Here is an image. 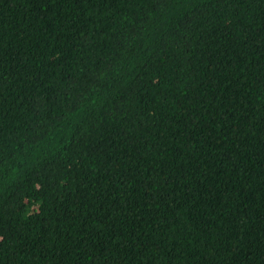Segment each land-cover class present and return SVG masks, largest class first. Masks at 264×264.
<instances>
[{"label": "trees", "instance_id": "obj_1", "mask_svg": "<svg viewBox=\"0 0 264 264\" xmlns=\"http://www.w3.org/2000/svg\"><path fill=\"white\" fill-rule=\"evenodd\" d=\"M0 264H264V0H0Z\"/></svg>", "mask_w": 264, "mask_h": 264}]
</instances>
